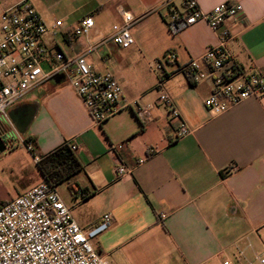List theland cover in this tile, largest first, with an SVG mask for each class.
<instances>
[{"label":"crops","instance_id":"crops-1","mask_svg":"<svg viewBox=\"0 0 264 264\" xmlns=\"http://www.w3.org/2000/svg\"><path fill=\"white\" fill-rule=\"evenodd\" d=\"M25 1L49 25L63 21L59 33L46 36L50 49L70 58L85 55L95 71L111 72L129 104L97 127L70 84L51 80L8 111L10 122L0 117V136L4 120L11 136L34 142L36 158L77 141L83 170L70 178V198L61 199L83 230L112 215L109 229L92 241L96 251L108 264L251 262L249 238L264 227V96L215 115L205 107L212 84H193L175 73L217 45L221 31L199 23L173 35L166 20L182 8V0H0V16ZM226 2L241 4L245 13L243 21L224 28L232 37L229 51L247 73L264 75V0H199V5L209 12ZM122 9L140 18L131 29L135 44L127 49L103 43L122 24ZM86 17L94 19V28L76 38L74 29ZM168 53L176 63L163 60ZM160 64L170 75L162 89L192 130L184 138L176 135L179 121L159 101ZM27 119L22 133L18 125L24 127ZM118 145L123 148L117 156L133 170L121 179L109 154ZM42 182L39 172L25 193Z\"/></svg>","mask_w":264,"mask_h":264},{"label":"built area","instance_id":"built-area-1","mask_svg":"<svg viewBox=\"0 0 264 264\" xmlns=\"http://www.w3.org/2000/svg\"><path fill=\"white\" fill-rule=\"evenodd\" d=\"M180 10H172L166 24L173 35L205 23L215 33L221 31L217 45L210 46L198 58L178 66L176 72L193 84L209 81L213 86L205 107L215 115L223 114L250 98L264 96V75L247 73L236 61L228 45L232 39L224 29L229 22L245 19L243 6L226 2L205 12L199 0H182ZM165 2L162 6H169ZM122 24L113 27L108 41L123 49L135 44L131 29L140 18L120 10ZM92 17H86L74 29L76 38L87 36L94 28ZM63 21L46 23L33 6L25 1L5 10L0 16V117L10 122L8 111L21 103L36 87L54 78L67 81L84 104L95 126L100 127L123 109L129 107L124 91L111 72L99 73L86 61V56L67 57L59 50L53 51L46 43L49 33L62 30ZM164 61L176 63V56L168 53ZM162 71L158 80L161 91L159 101L178 120L176 135L184 138L192 130L182 120L170 95L162 88L170 77ZM151 107H149L150 109ZM139 114L145 113L138 107ZM8 123V122H7ZM31 152L33 143H25ZM77 152L78 143H69ZM121 145L112 146L109 154L114 159L118 179L133 172L117 156ZM39 158H35L38 163ZM139 160V164L144 163ZM234 169V168H233ZM166 215H162L164 219ZM112 223V215L106 214L90 229L83 230L75 221L72 210L65 205L57 188L42 182L32 190L0 206V264H108L92 241L105 233ZM244 258L243 252L240 253ZM264 264V252L256 254L248 264ZM225 264H231L226 262Z\"/></svg>","mask_w":264,"mask_h":264},{"label":"rangeland","instance_id":"rangeland-1","mask_svg":"<svg viewBox=\"0 0 264 264\" xmlns=\"http://www.w3.org/2000/svg\"><path fill=\"white\" fill-rule=\"evenodd\" d=\"M159 72L161 73V70ZM2 121V124L10 129L7 122ZM12 138H15L14 142L11 141ZM7 139L11 141L8 144L11 148L7 152L0 154V206L3 202H10L25 193L27 186L36 181L40 172L35 162V158L38 156L36 148L29 152L15 135L9 136ZM70 181L62 182L57 186V191L64 201L71 196L67 187ZM249 239L253 248L249 251L248 257L254 261L256 254L264 252V227L259 229L258 233ZM254 264L257 263L254 262Z\"/></svg>","mask_w":264,"mask_h":264},{"label":"trees","instance_id":"trees-1","mask_svg":"<svg viewBox=\"0 0 264 264\" xmlns=\"http://www.w3.org/2000/svg\"><path fill=\"white\" fill-rule=\"evenodd\" d=\"M29 142L33 143L34 146V142L31 139L25 140V143ZM37 165L44 177V181L53 187L70 180V178L83 170L80 160L68 143L42 157ZM81 192L84 198L88 197L83 190ZM4 204L6 203H2L1 206Z\"/></svg>","mask_w":264,"mask_h":264},{"label":"water","instance_id":"water-1","mask_svg":"<svg viewBox=\"0 0 264 264\" xmlns=\"http://www.w3.org/2000/svg\"><path fill=\"white\" fill-rule=\"evenodd\" d=\"M53 80H61V78L57 77V78H54ZM30 119H31V118H30ZM30 119H27L28 121H26V124H25L24 127H21V126H19V125L17 124L18 127H19V130H20L22 133L25 131V128H26V126L29 124V120H30ZM4 135H5V136H0V143L2 144V148H0V153H1V152H4V151L6 150V148H7L6 142L9 141V139H7V138H9V136H11V134H10V132H8V129H7V128L5 129ZM6 137H7V138H6ZM6 139H7V140H6Z\"/></svg>","mask_w":264,"mask_h":264},{"label":"flooded vegetation","instance_id":"flooded-vegetation-1","mask_svg":"<svg viewBox=\"0 0 264 264\" xmlns=\"http://www.w3.org/2000/svg\"><path fill=\"white\" fill-rule=\"evenodd\" d=\"M2 144L0 143V148H1Z\"/></svg>","mask_w":264,"mask_h":264}]
</instances>
